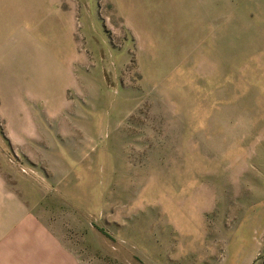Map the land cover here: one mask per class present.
Listing matches in <instances>:
<instances>
[{"label":"rangeland","instance_id":"obj_1","mask_svg":"<svg viewBox=\"0 0 264 264\" xmlns=\"http://www.w3.org/2000/svg\"><path fill=\"white\" fill-rule=\"evenodd\" d=\"M0 93V173L87 264H264V0H0Z\"/></svg>","mask_w":264,"mask_h":264},{"label":"crops","instance_id":"obj_2","mask_svg":"<svg viewBox=\"0 0 264 264\" xmlns=\"http://www.w3.org/2000/svg\"><path fill=\"white\" fill-rule=\"evenodd\" d=\"M1 107L0 102V113L6 114V109ZM220 240L222 246L217 254L214 246L191 243L188 247H178L176 258L168 264H252L262 251V248L250 249L245 235L243 238L236 235L233 240L223 236ZM137 250L128 252L127 264H166L161 252L163 247L159 245ZM0 264H87L72 252L65 236L56 233L49 220L40 219L38 205L24 203L20 190L8 184L1 173Z\"/></svg>","mask_w":264,"mask_h":264}]
</instances>
